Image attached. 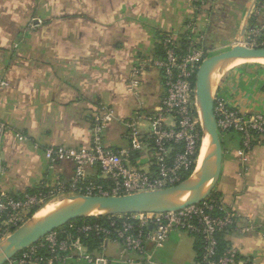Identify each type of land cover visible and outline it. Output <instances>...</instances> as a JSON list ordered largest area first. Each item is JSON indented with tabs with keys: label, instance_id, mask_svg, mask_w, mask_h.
Here are the masks:
<instances>
[{
	"label": "crops",
	"instance_id": "0c3cea01",
	"mask_svg": "<svg viewBox=\"0 0 264 264\" xmlns=\"http://www.w3.org/2000/svg\"><path fill=\"white\" fill-rule=\"evenodd\" d=\"M255 3L210 0L196 8L193 0H0V192L17 194L70 181L74 163L62 160L51 167L44 150L50 145L89 146L91 114L99 104L115 114L104 131L105 144L129 149L128 131L134 126L145 139L128 159L151 168L147 116L155 113L164 94L162 74L152 63L161 36L181 38L191 23L207 50L229 49L239 42ZM134 68L140 74L132 90ZM212 91L247 112L264 111V70H223ZM220 140L223 155L215 190L235 214L224 240L237 249L242 264H264V136L246 163L239 160L237 133ZM83 173L86 181L106 182L94 165H86ZM88 249L92 262L63 264L137 262L136 255L109 239L93 240ZM146 250L151 264H198L195 237L183 231L170 232L158 247L147 242Z\"/></svg>",
	"mask_w": 264,
	"mask_h": 264
},
{
	"label": "built area",
	"instance_id": "2783aa9c",
	"mask_svg": "<svg viewBox=\"0 0 264 264\" xmlns=\"http://www.w3.org/2000/svg\"><path fill=\"white\" fill-rule=\"evenodd\" d=\"M196 8L210 0H193ZM180 38L164 33L160 38L162 55L152 63L161 74L164 94L154 114L147 116L152 125V168L143 169L130 163L128 154L142 149L145 137L134 127L128 131L129 149H114L105 144L104 131L114 120L110 106L99 104L91 116L89 146L50 145L44 155L52 167L62 160L74 163V175L68 182L56 180L34 192L16 197L0 192V242L23 224L33 208H40L75 193L87 195H125L162 189L180 181L197 152L201 121L196 103L195 75L207 56L202 36L196 37L193 26ZM197 39H196V38ZM247 47H264V0H256L243 35ZM140 68L131 71L129 88L137 89ZM3 84V83H1ZM214 114L219 133H237L240 137L239 160L246 163L247 154L264 136V112H245L214 96ZM179 146V149H175ZM98 167L106 183H85L84 167ZM105 221L70 223L47 233L38 242L23 249L4 264H63L71 260L92 262L88 246L93 240L109 239L119 243L123 251L136 255L133 264H151L147 242L158 247L170 232L179 230L199 239L198 264H242L233 246L221 247L219 235L227 233L235 223L234 212L220 197L204 198L197 204L179 210L107 215Z\"/></svg>",
	"mask_w": 264,
	"mask_h": 264
},
{
	"label": "water",
	"instance_id": "95a60500",
	"mask_svg": "<svg viewBox=\"0 0 264 264\" xmlns=\"http://www.w3.org/2000/svg\"><path fill=\"white\" fill-rule=\"evenodd\" d=\"M246 22L242 28L239 42L236 45L216 54L206 56L200 62L196 71L195 95L200 115L201 131L203 138L205 136L208 137V149L212 160V166L207 175L200 178H192L191 174L187 179L162 189L125 195L75 193L54 200L52 203H64V205L47 215L33 220V215L39 208L0 242V264L6 263L23 249L38 242L50 231L64 226L77 218L90 216L86 213L89 210L101 208L102 211L97 215L163 212L179 210L185 206L197 204L208 197L215 189L219 179L223 155L214 114L213 71L216 68H224V64L231 63L235 59L264 58V47H247L243 44ZM185 194H194L195 196L191 199H181L180 197Z\"/></svg>",
	"mask_w": 264,
	"mask_h": 264
},
{
	"label": "bare ground",
	"instance_id": "6f19581e",
	"mask_svg": "<svg viewBox=\"0 0 264 264\" xmlns=\"http://www.w3.org/2000/svg\"><path fill=\"white\" fill-rule=\"evenodd\" d=\"M237 61L239 63L242 62H247V61H258L260 63L264 64V58H258V59H235L232 60V62ZM224 68H216L213 71L212 74V84H214L216 82V79L222 74ZM212 166V160H211V156L209 153V149H208V137L205 136L202 140V145L201 148L199 150V155L196 159V164H195V168L192 172V178H200L204 175H207L211 169ZM194 194H185V199H191L192 197H194ZM101 208H96L93 210H89L88 212H86L88 215H97L101 212ZM53 212L52 209H50L49 206H44L41 207L34 215H33V220H36L44 215H47L49 213Z\"/></svg>",
	"mask_w": 264,
	"mask_h": 264
},
{
	"label": "trees",
	"instance_id": "16d2710c",
	"mask_svg": "<svg viewBox=\"0 0 264 264\" xmlns=\"http://www.w3.org/2000/svg\"><path fill=\"white\" fill-rule=\"evenodd\" d=\"M180 42L182 44V46L184 47V45L186 44V41H185V34L182 35V37L180 38ZM161 52H163L162 50V47L161 45H159V53L158 55L161 56ZM222 133H219V137H221ZM202 139H203V134H202V131H201V134H200V138H199V141H198V147H197V152L195 153L194 155V159H193V162L192 164L189 166V168L187 170H183L181 171V178H180V181L184 180V179H187L193 172L194 168H195V164H196V159L199 155V150L201 148V145H202ZM175 149H179V146H176ZM91 182V181H90ZM85 183H89V181H86L85 180ZM91 183H94V184H98L100 183V181L98 180H95V181H92ZM102 184L103 183H106V182H101ZM40 187V186H39ZM39 187H35V188H32V189H28L26 190L25 192H34L36 191L37 189H39ZM24 193V192H22ZM22 193H17V194H12L16 197L22 195ZM210 198H218L220 197L219 193L214 189L210 195H209ZM38 210V208H33V210H31V212L29 213L28 217H30L32 214H34V212H36ZM107 215H103V214H100V215H90V216H86V217H80V218H77L67 224H65L64 226H67L69 225L70 223H73V224H76V223H81L83 221H105L107 219ZM195 241H196V259H197V254L198 252L200 251L199 250V239L196 237L195 238ZM219 241H220V245L221 247H224L225 244H226V241L224 240V236L223 234L219 235Z\"/></svg>",
	"mask_w": 264,
	"mask_h": 264
},
{
	"label": "rangeland",
	"instance_id": "374dc122",
	"mask_svg": "<svg viewBox=\"0 0 264 264\" xmlns=\"http://www.w3.org/2000/svg\"><path fill=\"white\" fill-rule=\"evenodd\" d=\"M220 50H222V49H208V52H207V56H210V55H213V54H216V53H218V52H221ZM224 70H232V69H235V68H238V67H249V66H252V67H254V68H257V69H262V70H264V64L263 63H260V62H258V61H247V62H242V63H239V62H237V61H234V62H232V63H228V64H224ZM229 105H233V104H230V103H228ZM233 106H236L237 108H239V109H241V110H243L242 108H240L239 106H237V105H233ZM243 111H245V110H243ZM245 112H247V111H245ZM264 112V111H263ZM226 134V133H225ZM225 134H222L221 135V139H222V137H223V135H225ZM153 159H151V162H150V166H151V168H152V165H153ZM181 199H185V195H183V196H181L180 197ZM62 205H64V203H58V204H56V203H50V204H47V205H43V207L44 206H49L50 207V209H52L53 211L54 210H56V209H58V208H60ZM41 208V207H40Z\"/></svg>",
	"mask_w": 264,
	"mask_h": 264
}]
</instances>
